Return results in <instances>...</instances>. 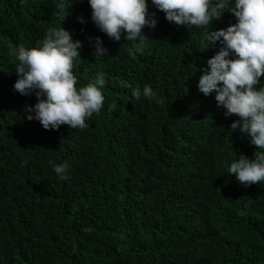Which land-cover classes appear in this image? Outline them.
Returning <instances> with one entry per match:
<instances>
[{
	"label": "trees",
	"instance_id": "trees-1",
	"mask_svg": "<svg viewBox=\"0 0 264 264\" xmlns=\"http://www.w3.org/2000/svg\"><path fill=\"white\" fill-rule=\"evenodd\" d=\"M58 2L0 0V264H264V181L245 187L228 171L256 146L197 87L219 42L207 48L205 29L169 23L148 0L157 25L143 29L141 54L96 27L88 0L63 22ZM235 22L225 11L208 30ZM61 26L83 44L77 88L105 74L103 108L85 129L28 121L35 95L14 89L10 48ZM96 37L107 56L93 55ZM65 162L61 180L54 165Z\"/></svg>",
	"mask_w": 264,
	"mask_h": 264
},
{
	"label": "clouds",
	"instance_id": "clouds-1",
	"mask_svg": "<svg viewBox=\"0 0 264 264\" xmlns=\"http://www.w3.org/2000/svg\"><path fill=\"white\" fill-rule=\"evenodd\" d=\"M77 0H59L58 15L63 20L68 9ZM91 19L96 27L111 40L132 41L136 52L142 54L145 27L155 28V12H149L148 0H88ZM151 4L165 14V19L177 26L205 29L207 48L220 44L219 51L207 61L208 68L199 78L198 89L205 96L215 93L217 107L224 116H236L230 128L247 134L256 146L253 157L244 154L230 164L228 171L243 186L249 187L264 181V87L256 89L264 77V0H151ZM225 11L236 22L226 29L209 31L213 20H220ZM84 23L83 17H78ZM139 39V43L136 41ZM93 38L89 37L91 42ZM83 47L80 40H73L71 32L62 26L50 28L35 47L20 45L11 49L16 58L17 80L14 89L23 96L35 95L34 105H25L28 121H38L45 130H59L62 125L72 129L88 127L86 119L103 108L105 74L97 73L85 86L77 88L78 76L74 73L75 61ZM93 47L95 56H107L108 49L100 37ZM206 48V49H207ZM136 99L140 88L132 91ZM143 96L152 100L157 94L149 85L143 88ZM157 103H164L157 99ZM111 109H116L113 103ZM52 164V161H49ZM67 162L55 164L54 171L61 180L66 175Z\"/></svg>",
	"mask_w": 264,
	"mask_h": 264
},
{
	"label": "bare ground",
	"instance_id": "bare-ground-1",
	"mask_svg": "<svg viewBox=\"0 0 264 264\" xmlns=\"http://www.w3.org/2000/svg\"><path fill=\"white\" fill-rule=\"evenodd\" d=\"M32 21V20H31ZM135 123V122H134ZM101 133V132H100ZM103 140V139H102ZM57 204V203H56ZM65 214V213H64ZM53 215V214H52ZM55 215V214H54Z\"/></svg>",
	"mask_w": 264,
	"mask_h": 264
}]
</instances>
